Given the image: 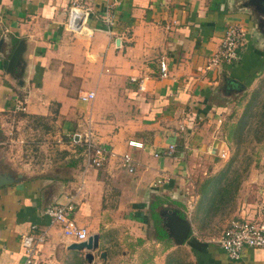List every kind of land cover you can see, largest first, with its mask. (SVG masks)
Wrapping results in <instances>:
<instances>
[{
	"label": "crops",
	"instance_id": "0c3cea01",
	"mask_svg": "<svg viewBox=\"0 0 264 264\" xmlns=\"http://www.w3.org/2000/svg\"><path fill=\"white\" fill-rule=\"evenodd\" d=\"M73 3L87 10L91 37L66 27ZM107 10L114 16L110 31L102 21ZM232 24L245 29L239 58L207 69ZM19 41V63L9 69ZM263 69L264 14L250 0H0V175L11 176L0 185V264L22 263L20 241L32 224L44 234L34 264H67L58 259L68 257L85 264H166L169 256L182 264H264V247H245L231 260L212 241L231 219H264V171H245L236 191L220 199L215 185L201 190L219 172L213 160L228 153L220 84H251ZM85 91L95 92L91 102L78 98ZM19 102L24 109L16 110ZM29 115L45 117L51 127L62 123L67 140L58 157L53 131L35 138ZM88 121L101 144L131 155L133 172L115 156L102 168L85 167L69 133ZM129 139L143 148L129 147ZM171 144L174 151L164 155ZM69 195L77 223L99 235L91 262L69 248L73 241L45 214ZM157 199L172 204L156 208L164 224L162 214L171 211L190 221L183 243L172 246L168 236L146 230Z\"/></svg>",
	"mask_w": 264,
	"mask_h": 264
},
{
	"label": "built area",
	"instance_id": "2783aa9c",
	"mask_svg": "<svg viewBox=\"0 0 264 264\" xmlns=\"http://www.w3.org/2000/svg\"><path fill=\"white\" fill-rule=\"evenodd\" d=\"M87 10L79 4L73 3L69 8L66 27L74 33H84L87 37H91L93 30L86 26ZM102 21L106 25V30L110 31L114 22V16L107 10L102 15ZM245 36V29L241 25H228L225 29L223 38L217 51L208 59L206 68H216L224 63H232L239 58V47L241 46ZM167 64L164 60L160 61V77H167ZM132 80L135 81L134 77ZM144 80L141 79L138 83V89L143 90ZM78 98L83 102H91L95 98L94 91H85L78 94ZM24 109L23 103L19 102L16 105V110ZM84 128L80 132L69 133V140L81 147V154L85 167L95 169L102 168L103 165L112 156L117 157L121 165L129 172H133L135 163L131 155L127 152L116 154L108 147L101 144L95 136L94 130L90 126ZM129 147L143 148L144 144L141 141L129 139L127 141ZM174 151V145L168 146L164 155H170ZM158 153H154L157 155ZM226 152L222 150L220 157H225ZM161 180H157L160 183ZM156 183V184H157ZM83 181L77 187L80 191ZM76 205L74 195H69L67 201L46 207L45 214L50 222L60 226L61 233L64 237L69 238L73 242L86 241L90 235L88 229L77 223L74 218ZM31 231L21 238V247L24 252V260L21 264H34V254L36 245L44 242V234L35 233L36 224L31 225ZM213 242L226 253L229 259L239 260L242 256L244 247H264V219H231L222 232L212 239Z\"/></svg>",
	"mask_w": 264,
	"mask_h": 264
},
{
	"label": "rangeland",
	"instance_id": "374dc122",
	"mask_svg": "<svg viewBox=\"0 0 264 264\" xmlns=\"http://www.w3.org/2000/svg\"><path fill=\"white\" fill-rule=\"evenodd\" d=\"M259 18V17H257ZM221 85V93L220 101H222L225 106L228 107L227 111L224 113V119L228 121V124L235 123L238 118L241 116L243 109L247 106L248 103H252L253 110L252 113H260V116H257V119L252 117L250 119V123L255 125L249 130V132H245L241 135L237 142L229 141L228 143V153L227 157L215 158L213 162L217 165V171L221 169L231 157L234 156L233 166H237L239 171L244 174L245 171H264V69L263 72L259 75V77L254 80L251 84H235L229 85L227 79H225ZM16 117H19L17 115ZM21 118V117H20ZM27 118V117H25ZM29 119V118H27ZM30 120V121H29ZM26 122L27 126L33 127L34 133L37 136L35 138H42L40 131H53V157H58L61 154V150L59 149V144L62 145L61 141L67 140V136L65 137L63 134V128L61 122H54L53 127L50 126L49 121L46 119L45 121H40V124H37L34 119H29ZM224 120V121H225ZM25 122V120H24ZM261 122V123H260ZM257 123H260L256 126ZM24 125V124H22ZM47 132L45 134H47ZM57 134V136H55ZM44 139V138H43ZM46 139H44L45 141ZM57 140V141H56ZM39 141V140H38ZM43 141V140H41ZM47 142V140L45 141ZM47 145L42 142V149L48 147ZM43 151V150H41ZM241 174V177L243 176ZM213 185L206 187L207 189H211ZM198 189V188H197ZM194 194V192H192ZM173 210H175L173 208ZM170 211V210H169ZM175 213L172 211L170 213L164 212L162 214L163 218L166 219V223H168L169 216H175ZM190 223V221H188ZM146 230L150 232H154L152 223L150 228L146 227ZM168 241L172 246H177L176 237L174 235L175 230L172 227L168 229ZM218 247V246H216ZM189 249V248H188ZM220 247L215 249L217 252ZM245 247L242 250L244 252ZM223 251V250H222ZM81 252V251H80ZM192 252V251H190ZM97 251H95V254ZM225 254V252L223 251ZM222 253V254H223ZM218 256L219 253H216ZM22 255V254H21ZM20 255V256H21ZM226 255V254H225ZM60 263H67V264H85L86 260L83 258L77 259L76 257H68L66 259H58ZM91 264H98L96 262H92ZM103 264V263H101Z\"/></svg>",
	"mask_w": 264,
	"mask_h": 264
},
{
	"label": "trees",
	"instance_id": "16d2710c",
	"mask_svg": "<svg viewBox=\"0 0 264 264\" xmlns=\"http://www.w3.org/2000/svg\"><path fill=\"white\" fill-rule=\"evenodd\" d=\"M241 86H244L243 84ZM252 103H248L247 106L243 109L241 116L238 118V120L233 124H227L226 127V133L227 138L229 141L237 142V139L241 137V135L245 132H249L251 128L255 125L250 123V119L252 117L257 119V116H260V113H252L253 110ZM57 110H54V113L56 114ZM19 116H27L25 114L19 113L17 114ZM29 119L37 120L36 123L40 124V121H45V117L41 116H28ZM55 119V115H53V120ZM48 120V119H47ZM261 123V122H260ZM260 123H257L256 126H258ZM254 128V127H253ZM1 137V133H0ZM234 156L229 159V161L221 168L219 169V172L215 174L212 178L206 179L203 182V186L201 188L202 192H206V187H209L211 185H215V195H217V198H223L227 194L231 193V189H235L239 185V181L241 179V172L239 171L237 166H233ZM214 194V191L212 195ZM162 202L166 203V206H162ZM168 205H172L169 203V201H162V200H155L153 201L151 205V212L150 217L153 220V229L156 233V236L160 239L165 238L168 236V229L166 224L163 223L161 212L158 210L156 211V208L161 207V211L166 210V207ZM189 234V233H188ZM188 236V235H187ZM187 239V238H186ZM185 239V240H186ZM166 264H182L180 260L176 256H169L166 260Z\"/></svg>",
	"mask_w": 264,
	"mask_h": 264
},
{
	"label": "water",
	"instance_id": "95a60500",
	"mask_svg": "<svg viewBox=\"0 0 264 264\" xmlns=\"http://www.w3.org/2000/svg\"><path fill=\"white\" fill-rule=\"evenodd\" d=\"M250 3L255 5L264 14V0H250ZM21 50L22 42L19 41L9 58V69H13L16 65H18ZM10 177L11 176L8 174L0 175V185L8 183ZM167 219L169 220L166 224L167 229H169V227H172V229L174 228V235L176 237L177 244L183 243L187 238L190 229L188 220L181 218L178 215L169 216ZM69 248L84 252V257L87 259V261L91 262L94 258L95 251H97L99 248V235L97 233H92L89 235L86 241L72 242ZM100 256L105 257V252H101Z\"/></svg>",
	"mask_w": 264,
	"mask_h": 264
}]
</instances>
